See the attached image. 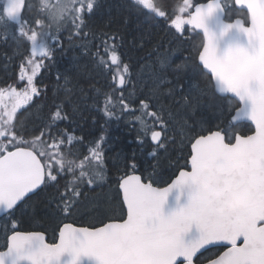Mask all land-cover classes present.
Returning a JSON list of instances; mask_svg holds the SVG:
<instances>
[{"label": "snow or ice", "instance_id": "obj_1", "mask_svg": "<svg viewBox=\"0 0 264 264\" xmlns=\"http://www.w3.org/2000/svg\"><path fill=\"white\" fill-rule=\"evenodd\" d=\"M133 5L150 10L180 35L188 28L201 32L195 67L206 70L213 98L238 106L228 110L227 123L215 130L196 132L187 121L180 124L182 142L190 144V170L179 171L167 186H154L152 176L136 174L133 159L128 163L132 174L125 172L119 179L122 203L110 207L98 226L76 227L66 220L76 211L81 186L105 178V135L92 141L82 158L76 155L74 145L83 138L60 127L70 119L66 105L78 111L66 86L65 100L54 97L38 135L26 139L13 121L19 110L34 106V98L44 94L36 78L56 49L63 48V33L68 32L69 42L89 37L86 18L95 0H38L35 5L0 0L3 42L22 39L28 46L19 66L22 86L0 88V214L12 229L0 247V264H201L204 253L213 248L224 250L204 264H264V0H234L233 7L246 17L234 22H226L223 0H182L174 15L152 0H133ZM33 7L32 17L25 18V10ZM117 39L104 34L91 53L96 67L111 78V92L96 89L103 96L98 110L108 120L132 113L141 135L150 134L156 145L150 155L156 157L169 140L165 114L173 119V113L157 87L148 99L139 100L136 114L125 98L131 73L117 51ZM81 46L88 50L87 44ZM160 64L177 79L188 70L186 64H172L166 57ZM174 91L175 86L167 95L174 99ZM181 99L184 108L199 103L191 93ZM246 122L254 126L252 134L237 130ZM137 139L144 142L141 136ZM49 188L56 189L57 208L64 217L57 227L58 243L46 242L42 232L17 230L15 220L17 212Z\"/></svg>", "mask_w": 264, "mask_h": 264}, {"label": "trees", "instance_id": "obj_2", "mask_svg": "<svg viewBox=\"0 0 264 264\" xmlns=\"http://www.w3.org/2000/svg\"><path fill=\"white\" fill-rule=\"evenodd\" d=\"M153 1L169 15H174L182 3V0ZM205 1L207 0H193V3ZM223 3L226 6L227 20H246L243 13L233 8L232 0H223ZM95 5L92 14L86 18L85 30L90 33L89 37L84 41L73 39L69 42L68 32L63 33V48L56 49L54 59L46 62V67L37 80L44 94L39 96L33 111L24 109L17 120L13 121L15 130L26 139L39 134L52 109L54 97L57 100H65L66 86L72 89V99L76 102L78 111L73 112L72 106L66 105L65 110L70 119L62 121L60 127L83 138L74 145L75 153H80L82 158L87 146L100 135H105V178L98 180L91 187L87 183L81 186L76 211L66 220L81 227L98 226L99 220L104 218V213L120 201L117 184L125 172L132 174L128 166L129 161L135 160L136 174H142L144 179L152 176L156 181L154 186L167 185L180 170L186 168L190 156V144L187 140L182 142L180 124L187 121L189 128L196 132L201 129L215 130L218 124L224 126L227 123L228 110H234L238 106L236 102L230 103L226 99L218 100L212 97L208 76L195 67L196 53L200 49L202 39L190 28L186 27L188 30L180 35L162 18L143 11L129 0H97ZM34 12V7L29 9L28 17L31 18ZM104 34H115L118 37L117 51L122 61L129 66L131 73V82L125 88V98L137 110L136 114L139 115V100L148 99L157 87L165 93L163 99L171 107L173 119H169L167 113L165 114V119L169 120V140L164 149H157L156 157L150 155L156 147L150 143L149 137L141 135L132 113H118L121 116L119 120H108L103 112L98 110V107H102L103 96H98L96 89L111 92L109 74L96 67L91 55L95 51L94 44L99 43ZM2 36L0 33V88L8 85L19 88L22 86V82L18 80L19 66L22 56L27 54L28 46L22 39L17 43L11 38L5 44ZM82 44H87V51ZM161 57H166L172 64L184 63L188 70L177 79L170 69L161 68ZM174 86L173 99V96L167 93ZM189 93L199 97V103L192 108H184L181 95ZM237 130L246 134L252 133V128L247 124ZM138 136L143 139L142 144L138 143ZM153 165H156L155 169ZM63 183L61 181V187ZM57 201L58 193L55 188H49L33 197L22 211L16 213L17 230L42 232L46 235L48 243H54L57 227L61 226V221L64 220L57 208ZM116 216H121L119 208ZM10 228L9 220H1L0 247L3 246L6 236L11 233ZM217 252H220V249L205 252L201 261L209 256L214 257Z\"/></svg>", "mask_w": 264, "mask_h": 264}, {"label": "water", "instance_id": "obj_3", "mask_svg": "<svg viewBox=\"0 0 264 264\" xmlns=\"http://www.w3.org/2000/svg\"><path fill=\"white\" fill-rule=\"evenodd\" d=\"M233 4H234V0H233ZM143 8V7H142ZM237 11H241V12H243L242 10H240V9H238V8H236V7H234ZM148 13H151V11L150 10H147V9H145ZM244 13V12H243ZM245 14V13H244ZM232 22H234V20L232 21ZM246 26H247V24H246ZM197 34H199L201 37H202V40H203V36H202V33L201 32H198V31H195ZM196 62L198 63V60L196 59ZM203 73L205 74V75H207L208 76V74L206 73V70H204L203 71ZM238 103V102H237ZM246 124H247V122H246ZM251 128H252V132L254 131V126H251ZM252 134V133H251ZM150 142H151V140H150ZM151 144L153 145V146H156V145H154L152 142H151ZM190 148V147H189ZM190 151H191V149H190ZM189 160H190V156H189V158H188V160H187V170H190V163H189ZM179 175V172L177 173V175L172 179V180H174L177 176ZM171 180V181H172ZM170 181V182H171ZM167 186V185H166ZM117 190H118V193H119V188H118V186H117ZM120 197V196H119ZM120 202L122 203V197H120ZM124 212L126 213V209H124ZM3 216V214H0V217H2ZM58 236H59V233H58V231H57V233H56V243H58L59 241H58ZM45 238H46V236H45ZM213 249H215V248H213ZM220 249H222V251L224 250L223 248H220Z\"/></svg>", "mask_w": 264, "mask_h": 264}, {"label": "flooded vegetation", "instance_id": "obj_4", "mask_svg": "<svg viewBox=\"0 0 264 264\" xmlns=\"http://www.w3.org/2000/svg\"><path fill=\"white\" fill-rule=\"evenodd\" d=\"M95 1H96V0H95ZM27 2H28L29 4L35 5V4L38 3V0H29V1L27 0ZM28 10H29V9H26L25 12H24V16H25V18H29V17H28ZM39 77H40V75L36 78V80H38ZM39 99H40L39 97L34 98V106H35V104L38 102ZM34 106H33V105H30L28 108H25V109H28V110H30V111H33V107H34ZM23 110H24V109H21V110H19V111L17 112L15 120H17L19 114L21 115V113L23 112ZM37 135H38V134H37ZM32 136H34V135H32ZM29 139H30V137H29ZM75 145H76V144H75ZM76 155H77L78 157H80V153H79V154H76ZM61 181L64 182V180H61ZM1 220H6V219L4 218V216L2 217V219L0 218V226H1ZM10 230H12V229L10 228ZM204 262H205V260H204V261H201V264H203Z\"/></svg>", "mask_w": 264, "mask_h": 264}, {"label": "rangeland", "instance_id": "obj_5", "mask_svg": "<svg viewBox=\"0 0 264 264\" xmlns=\"http://www.w3.org/2000/svg\"><path fill=\"white\" fill-rule=\"evenodd\" d=\"M97 1V0H96Z\"/></svg>", "mask_w": 264, "mask_h": 264}]
</instances>
